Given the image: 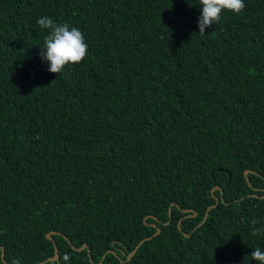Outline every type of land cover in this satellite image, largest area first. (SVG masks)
Returning <instances> with one entry per match:
<instances>
[{"label": "trees", "instance_id": "1", "mask_svg": "<svg viewBox=\"0 0 264 264\" xmlns=\"http://www.w3.org/2000/svg\"><path fill=\"white\" fill-rule=\"evenodd\" d=\"M244 3L201 35L186 0H0V264H257L264 0ZM45 16L88 45L61 74Z\"/></svg>", "mask_w": 264, "mask_h": 264}, {"label": "clouds", "instance_id": "2", "mask_svg": "<svg viewBox=\"0 0 264 264\" xmlns=\"http://www.w3.org/2000/svg\"><path fill=\"white\" fill-rule=\"evenodd\" d=\"M186 2L190 6L202 9L198 18L201 35H204L213 25L219 24L225 11L239 14L246 7L244 0H196L195 3H192V0H186ZM37 24L41 29L48 30V34L40 45V56L49 65V72L61 74L66 66L76 65L85 60L88 45L79 28L66 23L58 24L47 16L39 18ZM261 232H264V228L254 229L252 234L256 236ZM250 256L257 264H264V251L259 247L255 248ZM63 259L68 261L70 257L65 254ZM11 264H20V261L13 259Z\"/></svg>", "mask_w": 264, "mask_h": 264}, {"label": "water", "instance_id": "3", "mask_svg": "<svg viewBox=\"0 0 264 264\" xmlns=\"http://www.w3.org/2000/svg\"><path fill=\"white\" fill-rule=\"evenodd\" d=\"M248 172H249V171H245V172H244L245 177H246V175L248 174ZM246 180L248 181L247 178H246ZM214 189H217V188H214ZM253 196H255V195H253ZM255 197H256V196H255ZM217 203H218V200L215 199V204L212 205V206H210V207L207 209V213H208V211H209L211 208H214V207L217 205ZM184 212H185L186 214H190V213H191V215H187L186 217H195V216H196V213L193 212L192 210H184ZM207 213L205 214L203 220L198 224V226L202 225V224L206 221L207 216H208ZM170 221H171V216H170V213H169V219H168V222H165V224H168ZM153 225H154V227H156V231H155V233H154L153 235H151V236L146 237L145 239L140 240V241L137 243V245L134 247V249H133V250L127 255L126 260H129V259L132 257V255L135 253V251L137 250V248L139 247V245H140L144 240L149 239V238H151V237L157 235V234L160 232V227H159L158 225H156V224H153ZM177 226H178V229H180V222L177 223ZM51 233H52V231H51V232H48V233L46 234L47 238L52 239ZM184 235H185V236H188V234H184ZM54 246H55V245H54ZM72 247H73V246H72ZM73 248H74V247H73ZM84 248H86L87 251H88V248H87V246H86L85 244L82 245V246H80V247H78V248H74V249L82 250V249H84ZM55 249H56V246H55ZM4 253H5V251L3 250L2 257L4 256ZM106 253H113V250H112V249L107 250V251L102 255V257H101V259H100V261H99L98 263H92V264H100V263L102 262V260H103V258H104V256H105ZM58 258H59L58 252H57V250H55V254H54V256L49 257L48 259L44 260L43 262H46V261H48V260H49V261L57 260ZM89 259L91 260L90 256H89ZM43 262H40V263H38V264H42Z\"/></svg>", "mask_w": 264, "mask_h": 264}]
</instances>
